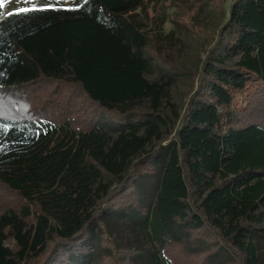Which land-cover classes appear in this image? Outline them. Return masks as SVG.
<instances>
[{
  "label": "trees",
  "instance_id": "16d2710c",
  "mask_svg": "<svg viewBox=\"0 0 264 264\" xmlns=\"http://www.w3.org/2000/svg\"><path fill=\"white\" fill-rule=\"evenodd\" d=\"M219 1L196 70L138 19L152 0L0 2V264H137L120 222L150 264H264V0Z\"/></svg>",
  "mask_w": 264,
  "mask_h": 264
},
{
  "label": "rangeland",
  "instance_id": "374dc122",
  "mask_svg": "<svg viewBox=\"0 0 264 264\" xmlns=\"http://www.w3.org/2000/svg\"><path fill=\"white\" fill-rule=\"evenodd\" d=\"M33 1L36 0H0L5 14L28 9L30 6L26 3L32 4ZM61 1L64 4L60 6L69 5L66 3L69 0ZM225 1L227 4L230 2V0ZM220 4L219 0H152L147 12H138V19L144 22L148 30L154 26L155 21L156 23L160 20L167 22L165 31L162 30L163 22L156 30L160 35L158 38L161 39L156 45L166 50L168 59L176 66L185 70H196L205 59L207 50L216 40L218 22L224 18L226 9V6L221 7ZM164 10L170 14V17L165 18ZM154 36L153 33L150 38L153 39ZM153 73L149 76L150 79L157 76V71ZM195 85L191 77L178 75L175 83L167 91V99L163 102L164 112L173 116L174 111L182 108L189 99ZM3 98L4 96L0 95V101ZM114 230L123 246L139 251L140 257L137 259V264L151 263L153 254H156L158 249L137 226L120 222Z\"/></svg>",
  "mask_w": 264,
  "mask_h": 264
},
{
  "label": "snow or ice",
  "instance_id": "6c2138e0",
  "mask_svg": "<svg viewBox=\"0 0 264 264\" xmlns=\"http://www.w3.org/2000/svg\"><path fill=\"white\" fill-rule=\"evenodd\" d=\"M34 10H36V9L35 8H33V9H20L21 12L34 11Z\"/></svg>",
  "mask_w": 264,
  "mask_h": 264
},
{
  "label": "crops",
  "instance_id": "0c3cea01",
  "mask_svg": "<svg viewBox=\"0 0 264 264\" xmlns=\"http://www.w3.org/2000/svg\"><path fill=\"white\" fill-rule=\"evenodd\" d=\"M30 8H32V7H29L28 9H30Z\"/></svg>",
  "mask_w": 264,
  "mask_h": 264
}]
</instances>
